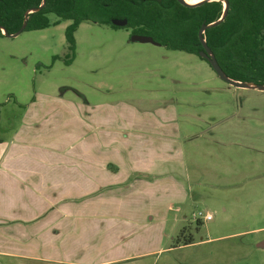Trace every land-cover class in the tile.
I'll use <instances>...</instances> for the list:
<instances>
[{"label":"rangeland","instance_id":"rangeland-1","mask_svg":"<svg viewBox=\"0 0 264 264\" xmlns=\"http://www.w3.org/2000/svg\"><path fill=\"white\" fill-rule=\"evenodd\" d=\"M48 16L47 28L0 37V138L16 132L35 99L126 101L138 118L160 110L177 150L168 163L188 197L166 212L167 249L144 264H264V90L231 85L197 54L132 41V28L110 24L81 23L73 56L72 21Z\"/></svg>","mask_w":264,"mask_h":264},{"label":"crops","instance_id":"crops-1","mask_svg":"<svg viewBox=\"0 0 264 264\" xmlns=\"http://www.w3.org/2000/svg\"><path fill=\"white\" fill-rule=\"evenodd\" d=\"M26 106L0 138V264H144L167 249L166 212L188 194L161 111L57 97Z\"/></svg>","mask_w":264,"mask_h":264},{"label":"trees","instance_id":"trees-1","mask_svg":"<svg viewBox=\"0 0 264 264\" xmlns=\"http://www.w3.org/2000/svg\"><path fill=\"white\" fill-rule=\"evenodd\" d=\"M42 1L0 0V37L5 35L1 27L9 33L17 32L25 21L26 11L39 7ZM224 9L223 0L193 6L179 0H46L42 9L29 13L24 30L49 27L48 14L54 13L72 21L65 36L73 56L75 32L85 21L132 28V33L150 35L169 49L200 56L201 26L217 21ZM115 18L127 19V24L118 26L113 23ZM204 37L230 77L264 84V0H229L225 18L207 28ZM191 242L193 239L184 243Z\"/></svg>","mask_w":264,"mask_h":264},{"label":"water","instance_id":"water-1","mask_svg":"<svg viewBox=\"0 0 264 264\" xmlns=\"http://www.w3.org/2000/svg\"><path fill=\"white\" fill-rule=\"evenodd\" d=\"M182 4L185 5H189V6H193V5H197L203 2H207V1H212V0H199L196 3H191L189 0H179ZM224 4H225V9L223 14L221 15V17L214 22L211 23H204L200 30H199V38L202 42L203 45V49L200 50L199 54L201 57L205 58L212 66V68L216 71V73L225 81H227L228 83H230L231 85L237 86V87H247V88H256L259 90H264V84H259V83H255V82H250V81H241V80H237L234 79L232 77H230L221 67L215 53L213 52V50L211 49V47L208 45L205 37H204V32L207 28L217 25L219 24L227 15L228 12V7H229V0H223ZM46 4V0L42 1V4L39 7H35L32 8L28 11H26L25 13V21L22 25V27L15 33H9L5 28L1 27L2 32L7 35V36H16L18 34H20L22 31H24V29L27 26V22L29 19V13L31 12H35V11H39L40 9H42ZM113 23L118 25V26H124L127 24V19H120V18H115L113 20ZM131 40L132 41H139V42H152L155 44H160L159 42H157L152 36L150 35H145V34H138V33H134L131 36Z\"/></svg>","mask_w":264,"mask_h":264},{"label":"built area","instance_id":"built-area-1","mask_svg":"<svg viewBox=\"0 0 264 264\" xmlns=\"http://www.w3.org/2000/svg\"><path fill=\"white\" fill-rule=\"evenodd\" d=\"M194 215L197 216L196 214H194ZM199 215H202V213L200 212ZM212 217H213V215H212L210 212H206V213L204 214V219H205V220H211Z\"/></svg>","mask_w":264,"mask_h":264},{"label":"bare ground","instance_id":"bare-ground-1","mask_svg":"<svg viewBox=\"0 0 264 264\" xmlns=\"http://www.w3.org/2000/svg\"><path fill=\"white\" fill-rule=\"evenodd\" d=\"M191 3H196L198 2L199 0H189Z\"/></svg>","mask_w":264,"mask_h":264},{"label":"flooded vegetation","instance_id":"flooded-vegetation-1","mask_svg":"<svg viewBox=\"0 0 264 264\" xmlns=\"http://www.w3.org/2000/svg\"><path fill=\"white\" fill-rule=\"evenodd\" d=\"M132 34H134V33H131V36H132ZM159 45H161V44H159Z\"/></svg>","mask_w":264,"mask_h":264}]
</instances>
